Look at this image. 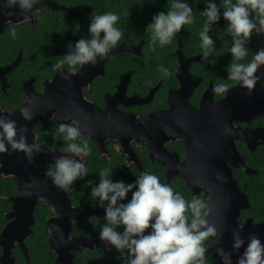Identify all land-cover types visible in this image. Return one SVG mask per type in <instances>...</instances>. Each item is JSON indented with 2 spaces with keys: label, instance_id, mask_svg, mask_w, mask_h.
I'll use <instances>...</instances> for the list:
<instances>
[{
  "label": "flooded vegetation",
  "instance_id": "flooded-vegetation-1",
  "mask_svg": "<svg viewBox=\"0 0 264 264\" xmlns=\"http://www.w3.org/2000/svg\"><path fill=\"white\" fill-rule=\"evenodd\" d=\"M52 1L51 4L38 5L36 8L39 9V12L35 15L29 13L31 20L28 22H22L18 8L12 9L13 14L9 16L10 10L0 7V109L3 112L13 113L28 103L31 104V107H28L30 113L48 110L40 106L36 97L47 90H52L56 96H59L57 93L63 95L60 97L64 98L67 104L73 100L75 106L67 105L66 109L56 108L49 114V118L33 125L35 134L33 142L39 144L40 149L63 151L66 143L58 137L57 129L61 123L69 124L75 121L79 125L83 139L88 142L91 152L97 153L99 157L110 159L111 162H108L106 167L112 168L113 174L117 171L118 166L112 161L116 159L115 155H118L124 163L122 167H125L124 169L129 172L122 171L133 179L143 172H150L157 176L161 173L166 184L167 171L169 167H172L175 172L169 184L174 183L176 179H182L186 184L187 177L182 168L188 164V146L183 138H170L165 142H156L153 145L148 140L132 139L131 149L127 150L120 144L117 135L110 136L103 134L102 131H109L111 127H114L120 131L123 138H126L134 130V127L141 128L153 113H164L170 109L185 107L187 104L200 108L202 100L210 101L212 104L222 101L227 92L238 85V83L229 81L222 70L227 59L217 65L207 64L201 59L202 50L198 43L192 42L194 36L183 29L165 47L161 48L156 45L154 50L149 47L151 34L146 32L145 28L150 20L139 16L148 14L152 19L154 14L166 11L171 2L145 0ZM109 11L120 15V21L116 26L121 29L123 35L115 47L124 46L127 49L115 52L111 49L104 60L98 61L95 65L88 64L77 67L75 75L68 80L63 79L61 72L67 74V64H64L61 70H57L54 65L64 59L63 55L68 52L67 45L74 44L80 38H90L87 31L90 17ZM13 29L17 34L15 38L9 35ZM102 35L103 33H101ZM223 38L231 41L229 33L225 34ZM215 42L217 47L214 53L221 54L220 43ZM178 49L182 50L187 57L199 58V60L189 62L192 81L186 83L180 81L178 71L181 63L177 56ZM248 49L253 56L252 49L250 47ZM187 57H185V61H188ZM204 64H207L208 67H205ZM160 66L167 67L171 75L163 77L159 72ZM84 69L86 70L83 74ZM145 72L153 73V75L146 77ZM53 83H55V90L50 87ZM217 83L228 85L227 90L223 93L214 92L212 86ZM186 87L192 90L190 94L184 93ZM242 94V92H238L237 101ZM120 114L129 116L133 126L127 124ZM222 116L226 120H232L225 113ZM113 117L114 121L111 123L110 119ZM233 124L235 127L251 130L264 128V114L252 118L250 122L234 119ZM150 129L152 130V128ZM101 135H104L103 140ZM101 141L102 149L100 148ZM77 143H80V140H77ZM234 143L244 159V148L251 153L257 150L264 151V143L257 144L253 152L245 141L235 139ZM44 159L50 158L33 157L35 167L41 172L46 170L39 169L37 160ZM246 165L257 173L252 165L247 163ZM237 169L242 170L233 167L235 178H237L235 173ZM94 171V168L91 169L88 175L90 176ZM0 180L12 183L7 193H0V197L10 203L9 209L4 211L6 220L4 228L11 221L7 215L12 210V201L8 198L23 195V192L18 190L17 182L12 174L2 173ZM13 185L16 187V192ZM67 193L72 207L83 209L89 204L96 207L95 204L90 203V199L83 202V198L74 196L72 187ZM206 194L207 192L203 190L197 196L204 200ZM41 205L46 207L41 211L45 215L44 231L48 233V236L49 232L45 230L47 221L58 215L54 205L52 206L40 198L35 211L36 220L31 236L35 234L34 226L37 225V213ZM246 210L241 212V223L248 217L254 219L253 216L245 214ZM103 214L91 216L89 219L100 218ZM88 220L72 219L73 236H99L76 232L77 222L82 223ZM255 222L264 221L256 220ZM17 247L16 245L15 248Z\"/></svg>",
  "mask_w": 264,
  "mask_h": 264
},
{
  "label": "clouds",
  "instance_id": "clouds-1",
  "mask_svg": "<svg viewBox=\"0 0 264 264\" xmlns=\"http://www.w3.org/2000/svg\"><path fill=\"white\" fill-rule=\"evenodd\" d=\"M39 3L41 0H0V7L9 9V16L13 14L12 9L18 8L22 22H28L31 20L29 13L35 15L39 12L35 7ZM204 4V21L199 32L201 59L210 65L217 63V58L212 56L216 42L209 33L213 25L225 20L231 36L228 52L232 57V62L225 69L227 79L251 92L261 80L257 73L264 67V48L258 49L247 63L241 61L249 55L248 45L252 36L264 35V0H220L219 3L217 0H204ZM119 21L120 15L111 11L90 17L87 30L90 38L69 43L64 59L54 65L61 70L67 64V74L61 72L63 79L68 80L75 75L77 67L95 65L107 57L123 35L116 26ZM194 22L193 9L187 0H171L167 10L154 14L145 28L151 34L149 47L153 50L156 45L165 47L184 26ZM9 35L15 38V29ZM159 72L163 77L171 75L164 66L159 67ZM227 87L224 83H217L212 89L223 93ZM20 112L25 120L33 119L27 107L21 108ZM26 131L25 127L18 128L16 121L9 116L0 114V154L7 152L11 155L18 151L31 160L33 154L41 149L39 144L27 143ZM57 134L66 143L63 152L69 155L56 158L47 167L45 175L58 188L68 191L74 182L88 175L85 158L91 149L75 121L61 123ZM112 177L113 169L106 167L98 172V183L93 180L86 183L90 187V203L102 208L104 213L99 239L106 242L109 250L115 248L119 253L117 259L122 264H206L207 247L204 242L218 235L216 228L209 223L212 208L207 202L194 194L186 200L170 184L162 183L160 177L150 172L141 173L131 183L114 181ZM239 228L243 229V223ZM232 239L233 253L244 248L235 264H264V242L257 236L251 235L246 242L237 231ZM233 253L217 249L221 264H233Z\"/></svg>",
  "mask_w": 264,
  "mask_h": 264
},
{
  "label": "water",
  "instance_id": "water-1",
  "mask_svg": "<svg viewBox=\"0 0 264 264\" xmlns=\"http://www.w3.org/2000/svg\"><path fill=\"white\" fill-rule=\"evenodd\" d=\"M51 2L53 1L41 0V3L35 7L40 4H51ZM229 40H231L230 35ZM248 47L252 49L253 54L258 49L264 48V35L254 34ZM123 49L127 48L124 46L113 47L112 51ZM177 54L181 63L178 71L180 81L182 83L192 81L189 62L195 58H188V61H185L182 51L178 50ZM85 70L82 71L83 74ZM257 74L261 76V80L257 82L251 92L238 84L227 92L222 101L216 104L202 100L200 108L187 104L185 107L170 109L164 113H153L141 128L134 127V130L126 138H123L120 131L114 127H111L109 131H102L103 134L110 136L117 135L120 144L127 150L131 149L130 142L132 139L148 140L152 145L156 142H165L170 138H183L186 141L188 164L182 168L187 177L186 185L192 195H199L203 190L207 192L204 201L212 208L208 220L218 233L217 237L207 246L206 259L217 249L233 253L232 237L233 233L237 231L240 232L246 242L251 235L257 236L264 242V222H255L252 217H248L243 222V229L239 228L241 212L250 209L252 205L248 194L241 189L239 180L233 175V167L241 168L247 174L256 173L246 165L244 157L234 143L235 139L247 142L252 152L257 144L264 143V128L251 130L235 127L233 124L234 119L250 122L252 118L264 114V67H261ZM50 87L55 90V83L51 84ZM191 91L187 87L184 89L186 94H190ZM239 91L243 94L237 101ZM57 95L59 96H56L52 90H47L37 96L36 99L40 106L48 110L31 112L33 116L31 120L22 118L20 110L9 113L0 109V114L15 120L18 128L25 127L27 131L24 135L27 143L33 144L34 124L49 118V114L56 108L66 109L67 105L75 106L73 100L67 104L66 100L60 97L63 95L59 93ZM23 107H31V104L27 103ZM223 113L232 120L223 118ZM120 115L127 124L132 125L129 116ZM110 121L113 123L114 117ZM159 135L163 139H160ZM100 137L102 140L104 139V135ZM220 141L222 142L220 143ZM102 146L101 141V149ZM61 155L69 154L63 151L41 149L34 153L33 157L56 159ZM33 157L29 160L23 152L18 151H13L11 155L7 152L0 154V175L2 173L5 175L12 174L17 182L18 190L23 192V195L8 198L12 201V210L7 215L11 221L5 225L0 233V264H17L13 255V249L16 245L24 253L27 263L30 264L26 240L33 233L32 227L36 220L35 211L40 198H43L46 203L54 205L58 212L57 216L48 219L45 228L49 232L50 249L56 255L54 264H76L75 258L78 253L84 254L86 250H92L95 247L107 253L109 247H106V242L101 241L99 236H73L72 219L85 221L91 216H99L103 213V209L90 204L83 209L72 207L67 191L58 188L51 178L45 175V172L39 171L35 167ZM174 172V169L169 167L166 184L171 182ZM243 250L242 247L239 252L233 253V264Z\"/></svg>",
  "mask_w": 264,
  "mask_h": 264
},
{
  "label": "trees",
  "instance_id": "trees-1",
  "mask_svg": "<svg viewBox=\"0 0 264 264\" xmlns=\"http://www.w3.org/2000/svg\"><path fill=\"white\" fill-rule=\"evenodd\" d=\"M145 1H161V2H171V0H145ZM187 2L192 6L193 15L195 17V22L191 25H186L182 29L185 32H189L190 35H193L192 42L198 43L199 47L201 44L199 38V32L202 30L204 17L202 16V10L205 7L204 0H187ZM220 0H217L219 3ZM145 9V8H144ZM141 18H145L150 20L151 16L147 15L139 16ZM150 18V19H149ZM149 22V23H150ZM227 22L223 19L219 21L218 24L213 25L212 30L209 35L212 36L214 41H217V44L220 43L219 50L222 51L221 54L213 53L212 56L217 58V63H221L226 61L222 70H224L225 75L226 67L230 65L232 62V57L228 52L229 47L231 46V41L223 38L225 34H227ZM222 37V39H221ZM217 47V46H216ZM201 49V48H200ZM228 52V53H227ZM252 58V53L249 49V55L245 58V60L241 61L243 63H247ZM207 62V61H206ZM217 63L215 65H217ZM210 65V64H209ZM205 67H208L207 64H204ZM144 75L146 77H151L153 73L145 72ZM245 151V161L247 164L252 165L256 170V174L249 175L244 171L237 169L235 171L237 178L239 179L241 189L249 195L250 202L252 204V208L250 210H246V215H251L254 217L255 221H264V151L257 150L254 153H251L248 149L244 148ZM116 159L112 162H115V165L118 166L117 171L113 174V180H123L126 183H131L135 179L131 176H126L125 172L122 170L129 172L125 167H122L124 163H122L121 158L118 155H115ZM86 159V167L88 168V173L91 169L94 168V172L89 176L87 175L83 180H78L74 182L72 188L74 189V196L83 198V202L90 199L89 192L90 187L87 185V180H93L98 183V172L106 167L108 162H111L110 159L99 157L97 153L91 152ZM55 159H44L37 160L39 163L40 170H46L49 165L54 162ZM93 163V165H92ZM158 177L162 183H164V176L159 173ZM12 185L11 182L6 180H0V193H7L8 188ZM174 191L180 192L186 200H190L192 198V193L187 185L182 181V179H176L174 183L170 184ZM13 189L16 192V187L13 185ZM75 198V197H74ZM128 198H131V193L128 194ZM200 198V197H199ZM10 203L4 201L0 197V231L2 230L4 224L6 223L4 217V211L9 209ZM46 208L41 205L38 213H37V225L34 226V233L29 239L26 241V245L29 249L30 255V264H54L56 255L50 249L48 233L44 231V221L45 215L41 211V209ZM104 223V216L101 215L100 218L94 217L89 219L86 222H77L76 224V232L78 234L85 235H99L102 224ZM214 238H209L204 242L207 247ZM1 254V252H0ZM13 255L16 258L17 264H28L25 255L20 250V248H15L13 251ZM119 253L115 249L108 250L105 253L100 248H95L92 250H87L84 254L78 253L75 262L76 264H122L121 260L117 259ZM206 264H220V257L217 255V251L208 256L206 259Z\"/></svg>",
  "mask_w": 264,
  "mask_h": 264
},
{
  "label": "bare ground",
  "instance_id": "bare-ground-1",
  "mask_svg": "<svg viewBox=\"0 0 264 264\" xmlns=\"http://www.w3.org/2000/svg\"><path fill=\"white\" fill-rule=\"evenodd\" d=\"M179 50V49H178ZM180 51H182V50H180ZM178 52V51H177ZM182 53H183V57L185 58V57H187L185 54H184V52L182 51ZM177 56H178V58H179V55L177 54ZM188 58H195V60H193L192 62H194V61H196V60H199V58L198 57H187V59ZM190 66V65H189Z\"/></svg>",
  "mask_w": 264,
  "mask_h": 264
}]
</instances>
